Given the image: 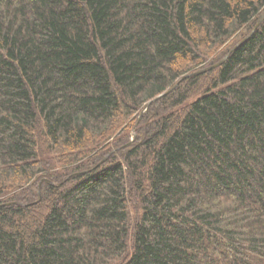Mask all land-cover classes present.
<instances>
[{
    "label": "trees",
    "instance_id": "1",
    "mask_svg": "<svg viewBox=\"0 0 264 264\" xmlns=\"http://www.w3.org/2000/svg\"><path fill=\"white\" fill-rule=\"evenodd\" d=\"M263 13L0 0V264H264Z\"/></svg>",
    "mask_w": 264,
    "mask_h": 264
},
{
    "label": "rangeland",
    "instance_id": "2",
    "mask_svg": "<svg viewBox=\"0 0 264 264\" xmlns=\"http://www.w3.org/2000/svg\"><path fill=\"white\" fill-rule=\"evenodd\" d=\"M237 38H239V37H235L234 39H237ZM234 39L230 42V43H232L233 41H234ZM233 46V45H232ZM217 51V50H216ZM212 56V55H211ZM215 56V55H214ZM215 58H217V57H215ZM215 58L212 56V57H210V58H208L207 60H206V63H204L205 65H203V66H201V67H199L197 70H195V71H192V72H190L189 73V75H191L192 73H196L197 71H199V70H201V69H203V68H205V67H207V66H209V65H211V62H213L214 60H215ZM208 71V70H207ZM206 71H204V72H202V73H205ZM184 76H186V75H184ZM142 112H139L138 113V116H137V119L135 120V118H134V120H130V124L128 125V127L126 128V130L124 131V135H126L127 136V138H126V143L124 144V145H127V144H129V143H132L134 140H135V138H136V133H135V131H136V128H137V123H138V118L142 115L141 114ZM138 129V128H137ZM52 155V158H54V160L57 162V163H59V165H60V163H61V161L57 158V157H55L54 156V154H51Z\"/></svg>",
    "mask_w": 264,
    "mask_h": 264
},
{
    "label": "water",
    "instance_id": "3",
    "mask_svg": "<svg viewBox=\"0 0 264 264\" xmlns=\"http://www.w3.org/2000/svg\"><path fill=\"white\" fill-rule=\"evenodd\" d=\"M264 18V13L260 16V18H259V20H258V23L262 20ZM249 35V34H248ZM247 35V36H248ZM241 41H243V39L241 40ZM240 41V42H241ZM235 47H233L232 49H234ZM224 61V58L223 59H221L220 61H218V62H216V63H214V64H211V65H209V66H207V67H205V68H203V69H201V70H199V71H197L196 73H192V74H198V73H202V72H204V71H207V70H210V69H212V68H214V67H216L217 65H219L221 62H223ZM184 77V76H183ZM182 77V78H183Z\"/></svg>",
    "mask_w": 264,
    "mask_h": 264
}]
</instances>
